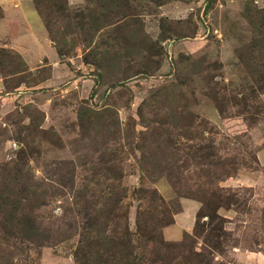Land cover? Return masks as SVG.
Wrapping results in <instances>:
<instances>
[{
  "label": "rangeland",
  "instance_id": "374dc122",
  "mask_svg": "<svg viewBox=\"0 0 264 264\" xmlns=\"http://www.w3.org/2000/svg\"><path fill=\"white\" fill-rule=\"evenodd\" d=\"M36 1L0 0V203L38 226L0 212V264L264 263V0Z\"/></svg>",
  "mask_w": 264,
  "mask_h": 264
},
{
  "label": "trees",
  "instance_id": "16d2710c",
  "mask_svg": "<svg viewBox=\"0 0 264 264\" xmlns=\"http://www.w3.org/2000/svg\"><path fill=\"white\" fill-rule=\"evenodd\" d=\"M34 3L36 4V6H38V3L36 0H34ZM41 14V11H40ZM44 22L46 23L45 19ZM9 203H7L6 201H2L0 203V212L2 213H7L8 212V216L5 217L3 219V226L4 228L7 227L10 230H13V227L18 226V223H21L23 225V231H21V233L23 234L24 238H26L27 240H36L37 238V229L38 226H36L35 222L31 219V218H23V222H20L19 220L16 219L15 217V213L18 211V209L15 206H11V208L8 210L7 206ZM8 210V211H7Z\"/></svg>",
  "mask_w": 264,
  "mask_h": 264
},
{
  "label": "crops",
  "instance_id": "0c3cea01",
  "mask_svg": "<svg viewBox=\"0 0 264 264\" xmlns=\"http://www.w3.org/2000/svg\"><path fill=\"white\" fill-rule=\"evenodd\" d=\"M32 10L29 12V14H31ZM8 15H10V11L5 10L3 17L0 19V29L3 25H5L8 19ZM255 260V259H254ZM259 261L257 260L256 262H254V264H264V263H258Z\"/></svg>",
  "mask_w": 264,
  "mask_h": 264
}]
</instances>
